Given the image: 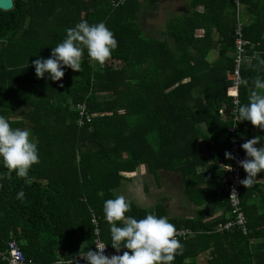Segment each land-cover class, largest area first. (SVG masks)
I'll return each mask as SVG.
<instances>
[{
	"label": "trees",
	"instance_id": "16d2710c",
	"mask_svg": "<svg viewBox=\"0 0 264 264\" xmlns=\"http://www.w3.org/2000/svg\"><path fill=\"white\" fill-rule=\"evenodd\" d=\"M111 1L13 0L11 10H0V116L9 119L12 112L26 109L39 152L28 183L14 172L0 179V248L14 240L24 257L38 264H76L88 248L94 250L90 210L98 219L101 239L117 254L103 204L115 198L112 190L119 187L122 172L145 164L151 171L179 168L186 178L200 164L216 173L221 162L232 163L218 152L222 140L230 150L227 130L234 88L226 73L234 67L233 1L194 0L190 16L166 25L172 45L145 36L137 26L139 0H126L117 8ZM198 4L203 5L201 13L195 9ZM243 9L251 14L250 24L243 23ZM263 14L264 0H241L239 20L245 38L255 46L246 47V58L253 59L245 60L240 70L241 79L249 80V87L240 85V104L248 102L254 79L264 78V65L255 59L257 54L264 59ZM80 20L102 21L114 33L118 46L105 65L91 60L85 50L81 71L65 66L61 81L37 78L32 60L50 57L66 29ZM199 28L201 36L195 34ZM214 49L217 58L209 62ZM186 78L190 80L180 83ZM80 104L92 115L81 127ZM238 127L245 141L264 136L249 121ZM5 172L0 163V173ZM223 174L220 170L217 178ZM21 190L22 199L17 198ZM218 201L228 212L227 195L220 193ZM241 202L247 235L222 229L230 216L207 224L169 220L176 229L194 233L180 241L183 251L172 264H264V183L242 186ZM130 204L126 215L140 219L149 213Z\"/></svg>",
	"mask_w": 264,
	"mask_h": 264
},
{
	"label": "clouds",
	"instance_id": "9594fccd",
	"mask_svg": "<svg viewBox=\"0 0 264 264\" xmlns=\"http://www.w3.org/2000/svg\"><path fill=\"white\" fill-rule=\"evenodd\" d=\"M117 46L114 33L104 22L80 20L66 29L64 39L51 48L50 57H38L31 63L37 78L61 81L65 66L73 71H81L85 50L91 60L104 66ZM251 59L246 58V62L250 63ZM255 59L259 65H264V59L258 54ZM239 84L247 88L249 80L241 79ZM60 86H63L62 82ZM252 88L248 102L237 106V120L249 121L259 131H264V78L257 76ZM241 148L246 158L238 163L246 177L239 182L245 188L253 187L260 180L257 174L264 173V136H253L242 143ZM225 157L234 159L227 151ZM0 163L7 169V172L0 173V179L10 178L14 172L16 177L24 178L25 183L29 182L32 166L39 163L37 142L30 129L13 127L10 119L4 116H0ZM23 197L21 190L17 198ZM130 208V202L123 195L104 201L103 212L110 226L111 246L117 254L105 255V247H96L97 250L88 248L83 255H79L84 258L85 264H172L176 256L182 253L183 245L176 238V228L168 217L148 213L137 219L126 215ZM121 249L126 250L120 254Z\"/></svg>",
	"mask_w": 264,
	"mask_h": 264
},
{
	"label": "crops",
	"instance_id": "0c3cea01",
	"mask_svg": "<svg viewBox=\"0 0 264 264\" xmlns=\"http://www.w3.org/2000/svg\"><path fill=\"white\" fill-rule=\"evenodd\" d=\"M193 1L139 0L136 24L145 36L157 40H166L168 44L172 45L170 38L167 36L166 25L174 18L190 16L194 12ZM195 9L199 13L204 11L201 4H198ZM242 20L246 25L252 22L251 14L247 13L245 9H243ZM203 32V29L199 28L195 31V34L201 36ZM214 32V40L217 41L219 39L218 34L216 31ZM262 39L264 41V29ZM254 46L251 45L250 48ZM262 47L264 50V46ZM262 52L264 54V51ZM217 54V49L212 50L207 57L208 61L215 60ZM189 80L190 78H186L180 83H186ZM20 111H25L22 117H12L13 114L16 115ZM219 111L224 112L223 109H219ZM219 111L218 114L221 115ZM26 112V109H18L12 112L9 115L10 122L20 124L21 128H26L22 124L27 121L31 125L28 129H30L36 141V137L32 133L33 126L25 116ZM204 135L207 136V133H204ZM200 136V141L203 143L202 135ZM219 144L218 155L227 160L225 157V152H228L226 140L220 141ZM220 164L224 163L221 162ZM220 164L216 169V173L214 172L215 170L207 171V165L200 164L195 168V173L186 178L179 168L176 170L156 169L151 171L147 165L141 164L133 172L121 173L122 181L117 187L119 189V191L117 190L118 195L125 196L129 202H134L136 206L151 214L166 216L169 220L176 222L194 221L199 224H207L222 217L228 218L230 216L229 211L226 212V209L222 208L218 201L221 180L217 178V173L220 172ZM259 179L258 182L264 183V179ZM41 182L44 183V181ZM191 195L200 203H195L190 199L189 196Z\"/></svg>",
	"mask_w": 264,
	"mask_h": 264
},
{
	"label": "built area",
	"instance_id": "2783aa9c",
	"mask_svg": "<svg viewBox=\"0 0 264 264\" xmlns=\"http://www.w3.org/2000/svg\"><path fill=\"white\" fill-rule=\"evenodd\" d=\"M126 0H112L111 7L117 8L122 5ZM236 6L237 11V23L234 31V56L233 63L234 67L231 71L226 73L227 80L231 83L234 88V96L232 99V106L230 110V121L231 126L228 128V138L230 144L229 152L233 155L231 164H220L219 168L224 172L222 180L220 182L219 191L227 195L228 207L230 218L222 226L223 230H239L243 235H247V219L242 209L241 204V188L240 180L245 178L243 173L244 169L239 165V161L246 158L245 151L241 148V144L245 140L240 139L236 136L239 130V121L237 120V106L240 104L239 100V81L241 80V67L244 65L246 60V47L251 46L248 39L245 38L243 32V23L239 20V11L241 6V0H232ZM78 119L77 125L83 126L85 123L92 121V115L88 112L85 104L78 105ZM224 116V112L219 111ZM231 165V168L229 169ZM91 214V225L93 226V249L105 247L104 254L111 256L114 251L111 250L101 239V228L95 213L90 210ZM194 233L186 228L176 229V238L179 241H185ZM85 262L83 257H78L75 262ZM0 262L6 264H38L31 259H26L22 254V251L17 242L10 240L6 244V248L2 250L0 248ZM60 264V262H58ZM65 264H70V261H65Z\"/></svg>",
	"mask_w": 264,
	"mask_h": 264
},
{
	"label": "water",
	"instance_id": "95a60500",
	"mask_svg": "<svg viewBox=\"0 0 264 264\" xmlns=\"http://www.w3.org/2000/svg\"><path fill=\"white\" fill-rule=\"evenodd\" d=\"M13 8V0H0V10L9 11Z\"/></svg>",
	"mask_w": 264,
	"mask_h": 264
},
{
	"label": "rangeland",
	"instance_id": "374dc122",
	"mask_svg": "<svg viewBox=\"0 0 264 264\" xmlns=\"http://www.w3.org/2000/svg\"><path fill=\"white\" fill-rule=\"evenodd\" d=\"M24 113H25V111H20V113H18V114H16V115L13 114L12 117H13V118H20L19 116L22 117V115H23ZM25 121H26V120H25ZM26 122H27V121H26ZM26 122H24V124H22V126L25 125L26 128L30 127L31 125H30L28 122H27V123H26ZM19 125H20V124H16L15 126L20 127ZM15 126H14V127H15ZM117 190L119 191V189H117V188H115V189L112 190L115 196L118 195V191H117ZM131 202H132V201H131ZM132 205H135L134 202H132Z\"/></svg>",
	"mask_w": 264,
	"mask_h": 264
},
{
	"label": "bare ground",
	"instance_id": "6f19581e",
	"mask_svg": "<svg viewBox=\"0 0 264 264\" xmlns=\"http://www.w3.org/2000/svg\"><path fill=\"white\" fill-rule=\"evenodd\" d=\"M239 130H238V133H236V136L238 137V138H240L239 136ZM241 139V138H240ZM228 142H229V138H228ZM230 145V144H229ZM221 170V169H220ZM222 171V170H221ZM224 175V174H223ZM223 177V176H222ZM222 180V179H221ZM220 186V185H219ZM220 192V191H219ZM221 193V192H220ZM221 194H224V193H221ZM241 204H242V202H241ZM243 209V208H242ZM178 229V228H177ZM189 230V229H188ZM191 231V230H190Z\"/></svg>",
	"mask_w": 264,
	"mask_h": 264
}]
</instances>
